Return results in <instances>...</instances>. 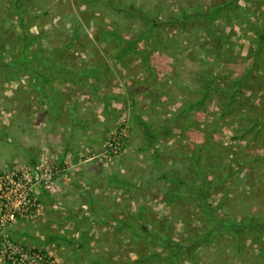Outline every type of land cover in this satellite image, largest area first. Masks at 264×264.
Listing matches in <instances>:
<instances>
[{"label":"rangeland","instance_id":"374dc122","mask_svg":"<svg viewBox=\"0 0 264 264\" xmlns=\"http://www.w3.org/2000/svg\"><path fill=\"white\" fill-rule=\"evenodd\" d=\"M220 1L0 0V62H20L10 72L0 65V179L28 175L32 186L26 204L22 183L5 184L0 217L15 209L5 237L54 264H131L154 251L140 237L141 216L174 239L205 226L189 189L215 148L210 202L224 196L237 218L264 217V60L230 112L222 90L252 64L249 27L264 30V4L240 0L215 19L191 18ZM20 26L48 54L50 70L39 71L46 83L17 58ZM202 72L217 90L202 86ZM71 183L86 194L80 212L60 196ZM89 188L109 211L87 204ZM197 256L200 264H264V235L221 232Z\"/></svg>","mask_w":264,"mask_h":264},{"label":"trees","instance_id":"16d2710c","mask_svg":"<svg viewBox=\"0 0 264 264\" xmlns=\"http://www.w3.org/2000/svg\"><path fill=\"white\" fill-rule=\"evenodd\" d=\"M240 0H222L218 2V4L213 6V10L206 9L204 10L202 15H199L197 9H193L191 14V18L196 20V22L202 20H209L215 19L216 17H220V14L217 15V12H227L229 8L231 9V3L237 2ZM246 4H250V1H260L264 4V0H242ZM235 9L229 13H234ZM228 15V16H229ZM184 16V15H183ZM182 17V15H181ZM180 17V18H181ZM148 18V17H147ZM176 18V17H175ZM180 18L177 19H169L166 23L157 22L158 26H162L169 24L180 22ZM238 16H235L237 19ZM243 18V16H242ZM150 19V18H149ZM246 21V19L243 18ZM154 21V20H151ZM153 22L152 24H154ZM252 26V25H251ZM20 30L22 31L23 41L21 43L20 49L18 50L17 58L25 59L31 61L33 64V71L32 76L36 77L37 79L40 78L43 80L44 83L48 81L47 76H41L39 71H48L51 68V65H45L47 57L46 51H40L38 48H33V42L30 40V36L27 35L26 31L22 29L20 26ZM250 31L254 34L253 43H255V47L253 50V60L252 64L249 65L246 71L242 72L239 75H236L232 81H230L226 88H222L223 92L226 94V103L224 105L225 110L227 109L230 112V106L232 103L237 102V95L241 90L243 83L245 82L247 76L252 73V70L256 67L258 60H264V30L257 26L256 24L252 27H249ZM32 54L31 60L28 59L27 53ZM41 52V53H40ZM23 61V60H22ZM40 62V63H37ZM11 62H14L13 59ZM10 61L7 62H0V65L7 67V71L10 72V69H15L16 66L18 67L20 62H16L17 64H13ZM14 66V67H13ZM67 68V67H66ZM68 69H71L70 67ZM23 70V69H22ZM76 69H74L75 71ZM6 71V72H7ZM5 72V73H6ZM70 73L73 72V69L69 71ZM201 84L205 86V88L209 87V89L217 90L214 86V81H216L214 76L208 75V73L202 72L201 73ZM5 79H3L4 81ZM223 108V111H224ZM212 122H217L214 120ZM202 149V148H201ZM215 151L217 148L214 149ZM210 151L212 157H209L212 161L210 164L207 163V160L198 161V172L200 176V182L195 187H190V197L193 198L195 205L200 210L201 214H204L206 219H203L204 227L200 228L198 234L193 235L188 239H174L169 235L168 232L166 233H158L156 230L150 229L144 220V217L141 216L143 220L138 219L135 217V220L138 219V222L141 223L140 227L141 234L140 237L149 239V243L154 247V251H150L143 255L142 257L135 259L131 264H139L143 262L153 261L155 264H181L182 259H185L188 264H200L199 257L197 256V251L200 247H202L205 243H212L213 238L217 236L219 233H230L235 236V239H240L241 234H249L250 232L258 233L264 235V217H257L255 215L248 216L246 218H237L230 212L229 207H225V200L224 196L221 198H217L216 201L210 202L209 200V192L211 190L210 185L208 186L207 182V175L208 170L207 168L211 166H215V158L213 151ZM215 185L218 183H214ZM213 187V186H212ZM126 226V235H131ZM240 247L237 246V249Z\"/></svg>","mask_w":264,"mask_h":264},{"label":"built area","instance_id":"2783aa9c","mask_svg":"<svg viewBox=\"0 0 264 264\" xmlns=\"http://www.w3.org/2000/svg\"><path fill=\"white\" fill-rule=\"evenodd\" d=\"M24 178V182H21L19 178H17V180L13 178H10L9 180H4L3 178V180L0 179V199L6 190V187H4L6 183L10 184V188H12L15 184L22 183V187L16 189V191L20 190L19 196L21 197V201L25 202L26 204H30L31 198L29 194L32 186L28 175H25ZM44 181L46 184L47 182H51L50 174H45ZM14 212L15 209L12 212L7 213L6 217H0V260L8 261L12 264H54L49 258L37 253L36 251H31V249H25L13 243L9 238L5 237V233L3 232L5 220L13 219Z\"/></svg>","mask_w":264,"mask_h":264},{"label":"crops","instance_id":"0c3cea01","mask_svg":"<svg viewBox=\"0 0 264 264\" xmlns=\"http://www.w3.org/2000/svg\"><path fill=\"white\" fill-rule=\"evenodd\" d=\"M92 126L93 125H91V127ZM89 130H91V132H89L90 138H96V136H97L96 133L98 132V130H96V133H94V131H95L94 127L89 129ZM110 177H111V175H109V177H106V181L110 180ZM75 181L77 182V180H75ZM72 184L73 183L66 185V186L64 185V187L62 189L63 191L60 194V196L64 199V202L67 204V206L71 212H74V211L80 212L81 208L85 206L84 201H82L81 199H83V196H85L86 194H84L82 192L83 188L81 190L80 188H77V186L73 187ZM101 184L103 186L105 185V184H103V182ZM61 185H63V184H60V186ZM100 190H104V189H100ZM91 191L96 192V190H93L92 188L87 189L86 192L89 193V198L93 199V200L90 199V201L89 200L87 201V202H91V204L90 203H87V204L89 206H92V207L97 206V208L99 207L98 208L99 210H105L106 209L109 211V209H111V208L107 207V205L103 204V202L99 198H94V195L90 193ZM78 199L81 200L82 207H80V201H78ZM123 225H124V223H123Z\"/></svg>","mask_w":264,"mask_h":264}]
</instances>
